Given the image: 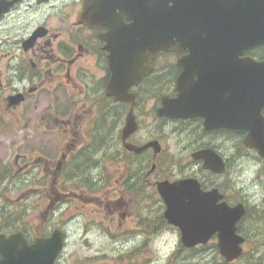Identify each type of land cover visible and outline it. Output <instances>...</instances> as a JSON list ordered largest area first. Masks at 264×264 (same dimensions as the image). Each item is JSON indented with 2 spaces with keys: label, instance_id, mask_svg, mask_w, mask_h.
Listing matches in <instances>:
<instances>
[{
  "label": "flooded vegetation",
  "instance_id": "flooded-vegetation-1",
  "mask_svg": "<svg viewBox=\"0 0 264 264\" xmlns=\"http://www.w3.org/2000/svg\"><path fill=\"white\" fill-rule=\"evenodd\" d=\"M84 1L0 0V246L12 238L32 246L54 232L65 246V226L55 220L68 184L84 192L73 218L86 246L95 234L121 246L122 260L141 264H264V194L242 196L224 179L244 161L253 168V186L264 191V157L244 145L248 132L236 128L242 118L236 70L245 58L264 62V46L243 54L204 51L203 59L161 52L133 62L145 74L114 82L120 52L107 49V26L84 22ZM242 1L227 2L226 13ZM186 96L178 113L188 118H174L172 108L162 112L164 101L177 108ZM252 114L264 129V106ZM207 151L224 172L204 168L197 155ZM183 182L198 196L213 193L206 199L216 208L243 213L235 224V260L221 256L217 233L206 240L197 219L191 224L198 231L186 242L169 221L159 185ZM23 202L24 211L17 208ZM198 240L205 242L191 244Z\"/></svg>",
  "mask_w": 264,
  "mask_h": 264
},
{
  "label": "water",
  "instance_id": "water-1",
  "mask_svg": "<svg viewBox=\"0 0 264 264\" xmlns=\"http://www.w3.org/2000/svg\"><path fill=\"white\" fill-rule=\"evenodd\" d=\"M229 1L240 3V0H85L82 17L89 25L102 24L109 28L105 36L107 49L120 52L117 54L120 66L113 72L114 82H121L133 71L145 74L139 66H134V61L140 60L142 64L161 52L191 51L203 59L204 51L243 54L264 46V0H243L246 4L233 6L232 14L226 13ZM125 60L131 61L129 66ZM240 65L236 82L240 83L242 118L236 128L248 132L244 145L255 148L264 157V129L257 125L258 118L252 114L254 108L264 106V62L245 58ZM231 75L234 80V73ZM116 99L122 100L117 96ZM186 100L187 96L181 98L177 108L164 101L162 112L172 108L174 118H188L178 113L180 104ZM128 129L127 126L125 130ZM197 157L206 161L205 169L216 174L224 172L223 163L215 160L210 151ZM180 185L182 188L163 183L158 188L167 205L169 221L181 228L185 242L198 231L197 224L204 230L206 240L217 233L221 256L227 262L235 260L240 255L235 224L243 213L236 212L237 208H216L212 199H206L213 193L198 196L195 188L186 182ZM196 219L199 223L191 224ZM195 242L205 241L191 244ZM63 246L61 232H54L49 239L36 241L32 246L12 238L5 247L0 246V264H55Z\"/></svg>",
  "mask_w": 264,
  "mask_h": 264
},
{
  "label": "rangeland",
  "instance_id": "rangeland-1",
  "mask_svg": "<svg viewBox=\"0 0 264 264\" xmlns=\"http://www.w3.org/2000/svg\"><path fill=\"white\" fill-rule=\"evenodd\" d=\"M168 145L170 146V140L167 139ZM254 178L253 174V168L250 164H246L245 162H238L232 166V169L230 173L224 177L227 181L229 180L231 185V188L237 187L241 189L240 193L244 194H256L258 197H261L264 194V191L258 188L257 186H253L252 179ZM254 183V182H253ZM255 184V183H254ZM256 185V184H255ZM24 190V187H21ZM37 188V191L35 192L36 195L40 194L41 186H35ZM77 187L73 185H65L63 186L64 190V202L60 204V208H58V211L60 212L56 213V221H59V224L61 226H65V231L68 235V239L64 246V251L62 252V257L60 259L59 264H82L87 260H95L98 259L92 264H141L139 261V258H130V259H124L122 260V255H126V251L119 246L118 244H113L108 238H102L101 236L98 237V235H89V241H91L90 246H86L84 244V235L81 239H77V236L74 231V225L76 219V206H79L81 204L78 201V196L82 193L76 192ZM62 190V192H63ZM230 194V192L228 193ZM77 195V196H76ZM18 194L14 195V198H18ZM230 197H233V193L230 194ZM35 204H39V200L37 199ZM29 206L28 203L23 202L17 206V208L22 211L26 209V205ZM84 216L81 218V223H84ZM74 217V218H73ZM61 219V221H60ZM69 219H72V223L70 224H63V222L68 221ZM94 236H96L94 238ZM82 240V241H81ZM89 245V244H88ZM102 255H106L107 258L103 259ZM216 257V256H215ZM147 263L149 262L148 257H146ZM218 261V259L216 258ZM156 264H161V261H158Z\"/></svg>",
  "mask_w": 264,
  "mask_h": 264
}]
</instances>
